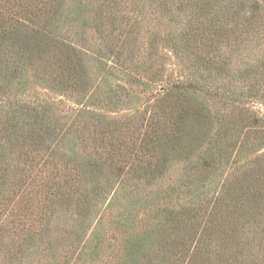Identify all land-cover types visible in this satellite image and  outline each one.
I'll list each match as a JSON object with an SVG mask.
<instances>
[{
  "label": "rangeland",
  "instance_id": "obj_1",
  "mask_svg": "<svg viewBox=\"0 0 264 264\" xmlns=\"http://www.w3.org/2000/svg\"><path fill=\"white\" fill-rule=\"evenodd\" d=\"M202 1L0 0V53L15 41L38 64L24 82L0 79V103L13 110L15 102H53L51 125L77 131L67 142L60 130L51 141L46 126L1 113L0 264H117L132 226L133 232L160 221L170 226L156 236L149 263L264 264V126L256 130L248 121L252 113L264 117V0H254L256 10L245 1L238 14L231 0ZM17 20L27 28L56 21L58 34L94 53L111 49L122 67L107 70L104 80L92 61V87L84 95L66 91L53 83L55 72L67 76L80 60L33 52L23 30L10 38ZM191 74L196 88L164 97L163 88ZM120 82L128 89L122 105L96 101L105 83ZM81 101L82 116L83 105L75 104ZM166 105L171 113L183 107L187 116L179 139L155 144L146 134L159 168L136 177L109 167L105 142H140ZM72 137L77 159L93 172L81 179L82 190L76 180L65 190L75 172L65 156ZM50 180L62 189L49 192ZM197 187L206 192L192 193ZM136 194L148 205L130 216L123 204Z\"/></svg>",
  "mask_w": 264,
  "mask_h": 264
},
{
  "label": "trees",
  "instance_id": "obj_2",
  "mask_svg": "<svg viewBox=\"0 0 264 264\" xmlns=\"http://www.w3.org/2000/svg\"><path fill=\"white\" fill-rule=\"evenodd\" d=\"M213 1L214 3H216L220 0H203L202 2H205V5H210ZM245 1L252 2V8L255 10L258 9L259 1L231 0L230 6H232L233 10H235V14H238L239 10H242V8L245 7ZM16 22L17 24L15 26V29L11 32L12 34H10L9 37L11 38L13 34H20L21 36H23V33L21 31L23 30L26 36L25 40L30 41V43L32 44L33 52L44 55L45 53L50 51H57L58 58L65 56L66 60H80V63L77 64V69H74L75 65H69L70 68L68 70L67 76H63L55 72L56 74L54 77L56 78L53 79V83H56L58 87H61L66 91H70L78 95H84V91L86 90V88L89 87L90 89V86L92 87L91 80L93 72L90 67L92 61L96 62L95 65L98 67V72L105 75V77H103L104 80L106 79L107 75L109 76L108 72L110 69H114L115 67H122V65L119 63L118 53H116V55L112 58L110 57V54L114 53L111 49L110 51L107 49L106 52H102L99 50L97 53H94L90 51V49L85 48L84 46H81L77 43H74L71 40H68L67 37L62 33L58 34L57 30L52 29L56 21L43 20L41 26L39 25L37 27L29 28L23 27L22 24H20L21 22H18V20ZM27 23L31 24L29 22ZM21 47L23 48L22 50ZM18 48L19 51H17ZM33 59L34 56L32 53H29L28 50H26L23 46L16 44L15 41H12L10 46L7 47L5 53H0V79L2 78L1 84H8L15 80L23 82L26 81L27 74L30 73L31 70L36 69L35 67H37L38 65L37 64L35 66L34 62L36 61ZM55 61L57 65H59V61ZM107 70L108 72H106ZM112 79L113 77H111V80ZM105 84L106 89L101 88L102 91H100V97L96 101L101 100L100 102L105 103L106 105H122L123 101L121 99L125 98L123 92H125L126 90L128 91L125 84H122V82H120L115 84V87H112L109 83ZM195 85L196 78L194 74H191L188 79L182 80L179 83H172L167 88H163L162 90L166 89V94L164 95V97H166V95L171 92L183 93L188 89L196 88ZM113 88H115V90ZM101 89L97 88V90ZM114 92L115 95L113 97ZM93 96L94 93H91V96L88 98V100H90ZM116 98L118 99L117 101ZM75 104L78 106L83 105L80 110V115H84L82 113L86 111V104H84V102L82 101L79 104ZM14 105L16 106L13 110H5L3 102H1L0 115L4 111L5 114L8 116V120L10 121L12 119H15L17 115H20L22 118H24V120H27L28 122L29 120H31L30 123L35 125V127L40 128V126H46L45 131L47 132L46 138L48 140L53 141V138L59 135L60 130H66V133L62 134V139L60 141H67L66 136L68 137V135H71V133L75 134L77 132L71 131L73 130L74 126H70L69 128H63V126L59 127L58 132L56 121L53 125H51V122L54 120V118H56L54 116L55 106L53 102H50L47 106L41 108H32L29 105L21 104L20 102L18 104H16L15 102ZM11 107L12 106H10L9 108ZM171 110L172 109L169 108V105H166L165 107L161 108L160 113L162 117L156 120L155 128H153L151 132H146L148 130V125L145 126L146 130L145 132H143V138L140 142H138V140H120L114 137L107 140L105 144L104 141H102V143L104 144V152L112 157L109 167L111 166V168H116L118 171L123 172L124 176L126 174H132L136 177H138V173L140 172L139 170H142L141 172L145 170H148L150 172L153 170H157L160 165L158 164V162L156 163L155 161L159 160V158H156L157 155L154 151H152L149 144L148 146H146L144 145L143 141L145 139L146 134L149 133H151L156 138L155 144H161L166 141H172L176 138L179 139L181 127L183 128L182 125L187 115L185 114L183 107L175 111V113H171ZM248 121L249 123L253 124L254 127H256V130H261V125L264 126V117L260 119L254 113L251 114ZM10 126L12 127V124H10ZM40 130L42 129L40 128ZM104 133L105 132L102 131L99 134L102 140H104ZM226 136L227 134H224L223 138H226ZM68 140L69 143L67 144V146L69 145V154H65V156H67L68 162L73 165L71 169L75 170V172H69L70 174H67L69 180H65V182L67 183L66 186L76 180L77 183L80 185V188L78 189L82 190L83 187L81 186V179H84L86 177L85 175H90V173L92 174L93 172L87 169L89 161L83 163V161H79L77 159L76 142H74V137ZM219 155L220 153L212 155V157H210V160L213 161L218 159ZM27 161H29L27 165L32 166L33 162H35V159L33 157L30 158L27 156ZM143 163L145 164L143 165ZM0 164L1 175V171L4 170L5 167L2 165L1 162ZM38 164L39 163L37 162V165ZM43 165L44 164H42V166ZM78 167L80 168L78 169ZM2 179V176H0V183ZM58 185L53 180H50L47 181L46 186L48 187L49 192H51L53 190L62 189L60 183H58ZM68 188L69 186L65 190H67ZM78 189H76L75 192H77ZM65 190H63V192H65ZM116 192L117 190H115V193ZM194 192L198 193L199 195H202L206 191L204 190V187H197L194 188L192 193ZM144 205H148V202L144 201L141 197H138V194L135 195L134 199H130L125 204H123L125 209L124 211H127L130 216L132 213L135 212V209L137 210L138 208H142V206ZM169 226L170 225L167 221H165V223L163 221H160L149 228H145L143 230L137 229L136 231L134 230L132 232L131 230L134 228L133 225L132 229L130 230L128 240L125 242L126 245L123 251V255L120 258L121 260L118 261L117 264L149 263V261H151L149 258L154 259L156 256V251L158 247V240L155 239L156 236L162 233V231L165 232L167 230V227Z\"/></svg>",
  "mask_w": 264,
  "mask_h": 264
}]
</instances>
